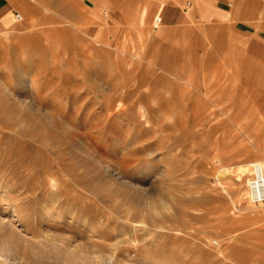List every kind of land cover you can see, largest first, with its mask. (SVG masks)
Wrapping results in <instances>:
<instances>
[{"label":"rangeland","instance_id":"rangeland-1","mask_svg":"<svg viewBox=\"0 0 264 264\" xmlns=\"http://www.w3.org/2000/svg\"><path fill=\"white\" fill-rule=\"evenodd\" d=\"M49 1L0 31V216L102 261L264 264V204L236 174L264 159V17L220 25L184 6L168 22L165 0Z\"/></svg>","mask_w":264,"mask_h":264},{"label":"bare ground","instance_id":"bare-ground-1","mask_svg":"<svg viewBox=\"0 0 264 264\" xmlns=\"http://www.w3.org/2000/svg\"><path fill=\"white\" fill-rule=\"evenodd\" d=\"M69 24H71V23L69 22ZM70 26H72V25H70ZM140 36H142V35H140ZM94 40H95V42H97L99 44H100V41L102 42V40H97L96 38H94ZM121 52H122V50H121ZM152 65H153V63H152ZM178 79H180V78H178ZM181 80L183 81L184 79H181ZM188 80H184V81L189 85V84H191L189 82L191 79L189 81ZM187 84H186V86H187ZM2 88L8 95L15 97L14 96L15 94H13V92H11L13 95L9 93V91L7 90L8 87L6 85H3ZM195 89H197V91L199 93H201V90L199 87L195 88ZM208 93H209V91H208ZM204 96H207V94H205ZM22 102H24V101H22ZM197 102H198V100H197ZM120 103L121 102L118 103L119 107L118 108L116 107L117 110L120 109V107H121ZM20 104H21V102H20ZM75 137L81 139V137H77V136H75ZM258 167L261 168L262 172L264 173V159L263 158L253 160L249 163L240 162L239 164H237L236 174H240L239 177L244 176V175L248 176L247 185L249 186L250 191H251L250 195H252V184H251V182L256 178L255 174L259 173L257 171ZM229 169H231V167L226 166V167H223V169H221L220 172L223 174L224 173L226 174L228 171H230ZM240 180H241V178H240ZM132 185L134 187H136L137 189H144V188H141L140 184L139 185L132 184ZM159 200H160L159 201L160 206L158 205L159 207L154 205L153 203L151 204V202H150V204H151L150 208H152L151 210H153L155 215L160 214L161 209H167L168 208V205L164 201H162V199H159ZM249 200L251 201L252 204H254L251 200V197H249ZM263 204L264 203H260L258 205L261 206ZM254 205H257V204H254ZM15 210H17V209H15ZM17 216H19V214ZM157 227H159V229L162 228L160 226H157ZM162 229H164V228H162ZM14 236L18 237L20 241L15 240ZM20 244H25V245L30 244L31 245L30 249H31L32 253H30V255L25 254L26 252L23 253L24 247H21ZM47 247H50V249L52 248L54 250L55 255L52 258L49 257L48 259H53L56 264H95V263H98V264H122V262H124V261H122V262L119 261L120 262L119 263L118 260L116 261L112 256H109L106 259V261H102L100 256H92L89 253L84 252V251L80 252V251H78V249L75 245H71V244L70 245H64V244H58L57 242H55L54 244H49V243H44L41 241H39V242L33 241L32 239H30L26 235H24L22 232L17 230V227L15 226L14 222L11 219L6 220L5 217L0 216V264H46L44 261L43 262L40 261L36 256L39 255L38 251H44L45 248H47Z\"/></svg>","mask_w":264,"mask_h":264},{"label":"crops","instance_id":"crops-1","mask_svg":"<svg viewBox=\"0 0 264 264\" xmlns=\"http://www.w3.org/2000/svg\"><path fill=\"white\" fill-rule=\"evenodd\" d=\"M30 0H0V31L9 30L12 28L16 22L15 16L18 13L16 10L23 8L27 13L31 14L33 17L32 6L27 3ZM55 1V0H54ZM63 2V0H57ZM166 3L163 4L162 13L166 16L167 21L170 22L174 18H183L185 17L188 11L184 6L189 7V9L200 17L203 21L206 22H215L220 25H225L233 23L236 25H248L255 16L264 17V0H165ZM49 2H53L50 0ZM47 9V7H45ZM61 12L62 15H68L76 20L78 13L73 11L69 6L63 5ZM262 9V13H260ZM142 13V14H141ZM139 16L144 15L145 21V12H141ZM22 16V15H21ZM82 16L84 19H82ZM138 16V17H139ZM80 21L86 23L90 18L88 13L83 11ZM23 19V16H22ZM67 21V20H65ZM77 24L78 21L70 20V23ZM130 21H132L130 19ZM158 24L160 19H157ZM245 22L247 24H245ZM72 25V24H69ZM78 25V24H77ZM79 26V25H78ZM159 25L155 26L158 28ZM264 32V21L262 23ZM244 28V26H242ZM247 30H250V27L245 26ZM84 32V31H83ZM95 38V37H94ZM97 39V38H96ZM99 40V39H97Z\"/></svg>","mask_w":264,"mask_h":264},{"label":"built area","instance_id":"built-area-1","mask_svg":"<svg viewBox=\"0 0 264 264\" xmlns=\"http://www.w3.org/2000/svg\"><path fill=\"white\" fill-rule=\"evenodd\" d=\"M16 19L21 20L22 16L20 13L16 14ZM258 174H255V179L251 182L252 184V195L251 200L254 204L264 203V173L261 168H257Z\"/></svg>","mask_w":264,"mask_h":264}]
</instances>
